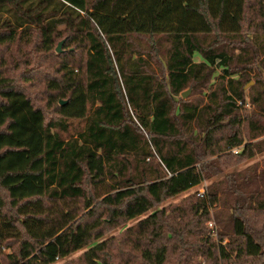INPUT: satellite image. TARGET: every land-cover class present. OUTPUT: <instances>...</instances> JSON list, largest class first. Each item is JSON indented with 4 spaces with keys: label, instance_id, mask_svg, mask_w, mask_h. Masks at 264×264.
<instances>
[{
    "label": "trees",
    "instance_id": "trees-1",
    "mask_svg": "<svg viewBox=\"0 0 264 264\" xmlns=\"http://www.w3.org/2000/svg\"><path fill=\"white\" fill-rule=\"evenodd\" d=\"M250 9L248 0H0V44L22 49L37 35L49 52L64 37L73 48L65 55L85 51L78 66L57 67L46 90L58 114L87 120L64 139L54 129L63 120H48L0 72V263L168 264L176 242V264H200L189 255L194 237L205 264L264 257V199L247 174L224 170L258 152L244 125L264 134L240 113L237 61L264 54V18ZM132 34L151 38L158 69ZM156 36L169 43L165 56ZM214 79L222 94L212 91L204 105L181 96ZM210 178L204 194L160 208ZM146 214L122 237L104 238L106 227ZM13 239L16 249L3 254Z\"/></svg>",
    "mask_w": 264,
    "mask_h": 264
},
{
    "label": "rangeland",
    "instance_id": "rangeland-1",
    "mask_svg": "<svg viewBox=\"0 0 264 264\" xmlns=\"http://www.w3.org/2000/svg\"><path fill=\"white\" fill-rule=\"evenodd\" d=\"M249 5L252 8L254 7L258 12L261 13L260 20L263 21L264 18V0H248ZM250 11V12H251ZM7 15L3 14L1 19L6 18ZM59 31L63 35L70 33L69 30H66L64 26H60ZM262 33L261 29L259 33ZM66 38H56L53 42L54 48L47 52L43 48L41 50V43H39V38L37 35L32 37V43L30 45L23 46L20 43L16 44H0V72L10 77L15 81V84L20 86L22 89H25L26 93L30 96L32 101L36 106H40L45 109L48 120L49 119H61L63 120L64 125L57 126L54 128L60 133L64 139H71L76 137L82 129L86 126V118L81 117H63L56 112L57 109L55 97H52L50 92L46 90V85L48 84V78H53L56 76L57 67H61L62 63L71 64L73 66H78L81 61L85 58V51H78L76 54L65 55L68 53L66 50H73L71 46H66L67 43L64 42ZM134 47L141 50L145 57L150 58V61L154 63V67L158 69V58L156 57L155 50L153 49L152 40L147 35H137L132 34L129 36ZM155 39H160V44L158 46V52L161 55L165 56L166 48H168L169 43L166 41L165 36H156ZM63 41L61 49L64 52H58L56 49L59 43ZM37 42L36 47L33 46V43ZM158 45V44H157ZM20 49V50H19ZM151 53L152 55H150ZM27 56L30 57L31 65H34V68L30 70L31 66L26 62ZM66 57V58H65ZM197 60H201L199 57ZM236 68L240 69L241 72V83L244 85V90L246 94V104L242 105L243 108L240 110V113L243 117H254L262 125H264V54L259 53V55L252 56L250 61H237ZM29 77L31 79L29 80ZM47 78V79H46ZM46 79V80H45ZM221 82L214 79L209 85V88H203V90H193L192 87H189L185 91H189V95L185 98L200 101L207 103L210 99L208 94L212 91H216L218 95H221L222 91L219 90ZM206 87V86H205ZM182 96V94H181ZM183 97V96H182ZM184 98V97H183ZM50 101V102H49ZM56 101V100H55ZM48 102L53 104L48 105ZM239 104H242L239 102ZM253 130V131H250ZM244 138L245 143H252L255 146V149L258 151L255 156L252 158H244L241 160L236 167H226L224 168L225 173L240 172L247 174L251 178V183H249V190L256 191L259 193L260 198L264 199V134L258 135V130L249 129L244 125ZM244 145H242L243 147ZM230 153L236 154L233 151ZM228 152V153H229ZM221 178V177H218ZM217 177L213 179H218ZM213 179L204 180L201 184L196 187L191 188L189 191L183 193L178 198L168 199L160 205V208L169 207L174 204H178L184 198H188L192 194H199L207 190L209 183ZM229 213V210L227 209ZM152 213V212H150ZM148 214L143 215L139 218L128 220L124 223L120 222L116 226L106 227V235L104 238L115 237L120 238L124 235L126 228L130 226H135L138 224L140 219L146 217ZM208 227L213 228V236L217 238L218 225L214 218L208 222ZM11 246L4 250L2 249L3 254L10 253L16 249L18 241L16 239L10 240ZM228 240H225L224 243H227ZM191 242L195 244L194 250L190 252V257L195 260L200 261V264H205L206 257L200 256L197 250H201V244L198 238H192ZM174 243V244H173ZM170 246V263L176 264L180 257L179 245L176 242H172ZM82 254V251L76 252L69 259L77 258ZM264 258V257H263ZM255 261L252 263L248 260L244 264H262V260ZM185 260V259H183ZM65 260L58 261L56 264H63ZM0 264H8L7 260L2 256Z\"/></svg>",
    "mask_w": 264,
    "mask_h": 264
},
{
    "label": "water",
    "instance_id": "water-1",
    "mask_svg": "<svg viewBox=\"0 0 264 264\" xmlns=\"http://www.w3.org/2000/svg\"><path fill=\"white\" fill-rule=\"evenodd\" d=\"M62 44H63V41H61L57 47V51L58 52H61V47H62ZM189 95V91H184L182 93V96L185 98ZM67 101L66 100H61V104H65Z\"/></svg>",
    "mask_w": 264,
    "mask_h": 264
},
{
    "label": "built area",
    "instance_id": "built-area-1",
    "mask_svg": "<svg viewBox=\"0 0 264 264\" xmlns=\"http://www.w3.org/2000/svg\"><path fill=\"white\" fill-rule=\"evenodd\" d=\"M232 151L234 152V153H238L239 152V148H234V149H232ZM200 195H202V194H204V191L202 192V193H199Z\"/></svg>",
    "mask_w": 264,
    "mask_h": 264
}]
</instances>
